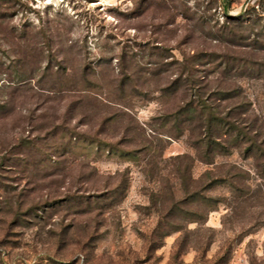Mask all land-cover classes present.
<instances>
[{
    "label": "rangeland",
    "instance_id": "1",
    "mask_svg": "<svg viewBox=\"0 0 264 264\" xmlns=\"http://www.w3.org/2000/svg\"><path fill=\"white\" fill-rule=\"evenodd\" d=\"M101 4L0 0V264H264V0Z\"/></svg>",
    "mask_w": 264,
    "mask_h": 264
},
{
    "label": "trees",
    "instance_id": "2",
    "mask_svg": "<svg viewBox=\"0 0 264 264\" xmlns=\"http://www.w3.org/2000/svg\"><path fill=\"white\" fill-rule=\"evenodd\" d=\"M200 118V122L202 123V125L204 126V131L206 134V137H209L210 140L205 141V147L206 150H210L211 146V142L213 140L212 139V133H216L217 135V139L222 138V133H220V128L221 126H225L226 128V132L224 135H228V131L232 128H234L237 132L236 134V139L234 138L235 143H237V141L239 140L238 137H245V134L241 133L243 131V129L239 128L238 125L233 124L232 122H230L229 120H225L224 118H217V117H212V116H201ZM230 127V128H228ZM248 142H250V148L249 149H254V148H258L259 146L257 145V142L254 138H250L248 139ZM211 162H206V164H210Z\"/></svg>",
    "mask_w": 264,
    "mask_h": 264
},
{
    "label": "built area",
    "instance_id": "3",
    "mask_svg": "<svg viewBox=\"0 0 264 264\" xmlns=\"http://www.w3.org/2000/svg\"><path fill=\"white\" fill-rule=\"evenodd\" d=\"M96 1L98 2L99 5H102L101 3H102V1H104V0H96Z\"/></svg>",
    "mask_w": 264,
    "mask_h": 264
}]
</instances>
